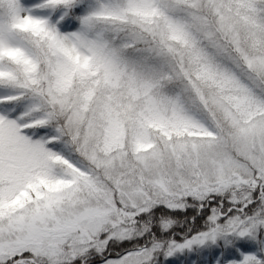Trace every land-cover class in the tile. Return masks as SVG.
Returning <instances> with one entry per match:
<instances>
[{
	"label": "snow or ice",
	"instance_id": "1",
	"mask_svg": "<svg viewBox=\"0 0 264 264\" xmlns=\"http://www.w3.org/2000/svg\"><path fill=\"white\" fill-rule=\"evenodd\" d=\"M0 264H264V0H0Z\"/></svg>",
	"mask_w": 264,
	"mask_h": 264
}]
</instances>
